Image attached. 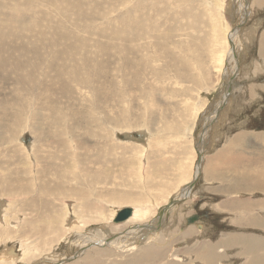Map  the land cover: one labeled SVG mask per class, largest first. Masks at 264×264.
Returning a JSON list of instances; mask_svg holds the SVG:
<instances>
[{"label":"rangeland","instance_id":"374dc122","mask_svg":"<svg viewBox=\"0 0 264 264\" xmlns=\"http://www.w3.org/2000/svg\"><path fill=\"white\" fill-rule=\"evenodd\" d=\"M244 131L264 135V0H0V264H161L170 207Z\"/></svg>","mask_w":264,"mask_h":264},{"label":"crops","instance_id":"0c3cea01","mask_svg":"<svg viewBox=\"0 0 264 264\" xmlns=\"http://www.w3.org/2000/svg\"><path fill=\"white\" fill-rule=\"evenodd\" d=\"M250 133L207 155L197 196L170 207L172 228H180L171 246L163 242L156 263L264 264V135Z\"/></svg>","mask_w":264,"mask_h":264},{"label":"bare ground","instance_id":"6f19581e","mask_svg":"<svg viewBox=\"0 0 264 264\" xmlns=\"http://www.w3.org/2000/svg\"><path fill=\"white\" fill-rule=\"evenodd\" d=\"M245 1V0H244ZM246 1H248V0H246ZM257 1V0H256ZM244 4V3H243ZM13 32V31H12ZM134 40V39H133ZM132 40V41H133ZM222 44V43H221ZM220 48V47H219ZM227 53V52H226ZM196 54V53H195ZM220 56H223V55H220ZM157 57V56H156ZM200 57V56H199ZM213 57V56H212ZM231 57H232V59H233V53L231 54ZM152 57H149V59H151ZM156 59H158V58H155V59H152V60H155L156 61ZM196 60V59H195ZM222 60V59H221ZM177 62H180L181 64H182V66L183 65H186V67L187 66H189V63H187L186 61H183L182 59H180V60H176ZM200 61V60H199ZM219 61V60H218ZM205 62V61H204ZM203 62V63H204ZM221 62V61H220ZM201 63V62H200ZM198 66V65H197ZM202 66V65H201ZM200 66V67H201ZM204 66V65H203ZM219 66V65H218ZM150 67V66H149ZM206 67H207V65H206ZM137 68V67H136ZM139 68V67H138ZM142 68V67H141ZM144 68V67H143ZM178 68V67H177ZM183 68H184V66H183ZM195 70V69H194ZM153 71L154 70H152V72H151V78H152V75H153ZM207 71V70H206ZM196 73V72H195ZM187 74H189V73H187ZM183 75V74H182ZM190 76L192 75V74H189ZM188 76V75H187ZM188 78V77H187ZM201 78V77H200ZM194 79V78H193ZM196 81H198V79L196 80ZM124 84H126V82L125 83H123V85ZM150 87V86H149ZM155 87V86H154ZM121 91V90H120ZM119 91V92H120ZM118 92V93H119ZM82 93V92H81ZM118 93H116V94H118ZM164 93V92H163ZM87 94V93H86ZM120 95V94H119ZM122 95V94H121ZM120 95V97L122 98V96ZM124 95V94H123ZM81 98H83V96L81 97ZM85 99V98H84ZM87 99H88V97H87ZM114 100H117V98L115 99H113V101ZM119 101V100H118ZM117 101V102H118ZM120 102H122L121 100H120ZM123 103V102H122ZM119 105H121V104H119ZM119 109V108H118ZM117 111V110H116ZM122 111H123V108H122ZM121 111V112H122ZM96 112V111H95ZM119 112V111H118ZM116 113V112H115ZM117 114V113H116ZM108 115V114H107ZM190 115V114H189ZM126 116V115H125ZM102 117H103V115H102ZM116 117V116H115ZM122 117V116H121ZM85 118V117H84ZM110 118V117H109ZM111 118H113V117H111ZM117 118V117H116ZM123 118V117H122ZM126 118V117H125ZM86 119V118H85ZM103 119V118H102ZM114 119V118H113ZM80 120V119H79ZM88 120H90V121H96V120H92V118H90L89 117V119ZM119 120V119H118ZM126 120V119H125ZM104 121V120H103ZM106 121V120H105ZM95 124H96V122H95ZM86 126H87V124H86ZM96 132H90V135H92V136H100V135H96L95 134ZM57 139V138H56ZM58 140V139H57ZM56 141V140H55ZM98 150H100V149H98ZM129 150V149H128ZM98 152V151H97ZM99 153H100V151H99ZM85 154H86V152H85ZM97 154V153H96ZM96 154H95V156H96ZM93 156V155H92ZM91 156V157H92ZM98 156V155H97ZM106 156V155H105ZM104 156V157H105ZM91 157H88L87 155H86V158L85 159H88V158H91ZM100 159H103V157L100 155V157H97L96 158V160L95 161H98L99 162V160ZM91 160H92V158H91ZM94 160V159H93ZM83 163V162H82ZM82 163H79V161L78 160H76L73 164H74V167H73V170H74V168L76 169V165L77 164H79L80 165V167L81 168H83L84 167V165L86 164V163H84L83 165H82ZM62 165V164H61ZM53 176V175H52ZM54 178H56L55 176H53ZM89 177H91V175L89 176ZM88 176H87V178H89ZM49 178V177H48ZM196 178V177H195ZM53 179V178H52ZM51 180V179H50ZM54 180V179H53ZM49 181V180H48ZM93 183V182H92ZM91 183V184H92ZM90 183H88V189H90V186L91 185H89ZM194 184V183H193ZM80 185L81 184H79L78 186L80 187ZM94 186V185H93ZM191 186V185H190ZM57 187L59 188V183H57ZM56 188V187H55ZM186 192V191H185ZM89 206H90V204L88 203V204H84L83 205V208H89ZM143 209V208H142ZM94 212H97V213H99V210H95ZM116 216V215H115ZM131 216H134L135 217V219H141L142 218V216H141V214H140V211H139V209H137V208H134V212H133V210H132V213H131V215L130 216H128V218H126V219H129ZM84 217H87V216H84ZM125 219V220H126ZM111 220V219H110ZM79 221V220H78ZM111 221H113V220H111ZM111 221H109L110 223H111ZM122 221L123 220H121L120 221V223H122ZM114 222V221H113ZM79 223H80V221H79ZM158 223V222H157ZM83 224V223H82ZM116 224H119V223H116ZM85 225V224H84ZM179 226V225H178ZM102 227V226H101ZM139 227V226H138ZM143 227V226H142ZM105 228H107V227H105ZM109 228V227H108ZM153 229H155V228H153ZM104 230V229H103ZM161 230V229H160ZM106 231V230H105ZM109 231V230H108ZM126 231H124V232H121V235H123V233H125ZM159 232V231H158ZM109 233V232H108ZM81 236V235H80ZM107 237H108V235H107ZM173 237V236H172ZM98 238V237H97ZM95 239V237L94 238H92V237H90V238H88V237H86L82 242H81V246H84L86 243V246L87 245H89V243L90 242H93V244H96L98 247H100V246H103V245H105V244H109V245H111V247H114V248H116V249H119V250H121V251H134L135 250V246H131L130 244H126V245H123V247H124V249H123V247H122V245L119 243V242H121V240L120 239H118L117 238V240L116 239H114V238H112L111 240L109 239V238H107L106 239V237L105 238H101V237H99V239ZM72 240V239H71ZM117 241H119V242H117ZM76 243V242H75ZM150 244V243H149ZM147 245V244H146ZM164 245V244H163ZM90 246V245H89ZM107 246V245H106ZM108 247V246H107ZM88 248V247H87ZM90 248V247H89ZM102 248V247H101ZM144 248V247H143ZM192 248V247H191ZM84 249V248H83ZM93 249V248H92ZM149 249H151V248H149ZM97 250V249H96ZM99 250H103V249H98L97 251H91V252H88L87 250V252H88V255L86 256V257H84V258H86V260L88 259L89 260V263L91 262V264H92V261H95V262H98L99 261V258H100V255L102 254V252L101 251H99ZM153 250V249H152ZM85 251V250H84ZM107 251H110V250H107ZM149 251V250H148ZM83 253V252H82ZM9 254H11V253H9ZM81 256V255H80ZM83 256V255H82ZM148 256V255H147ZM149 256H150V254H149ZM264 256V255H263ZM6 258V253H3L1 256H0V259H5ZM95 258H97V259H95ZM180 258V257H179ZM178 258V259H179ZM83 259V258H82ZM66 260V259H65ZM88 262V261H87ZM94 262V263H95ZM134 262H136V260L134 261ZM133 262V263H134ZM137 263V262H136ZM67 264V263H66ZM74 264H79V262H77V263H74ZM99 264V263H98Z\"/></svg>","mask_w":264,"mask_h":264},{"label":"water","instance_id":"95a60500","mask_svg":"<svg viewBox=\"0 0 264 264\" xmlns=\"http://www.w3.org/2000/svg\"><path fill=\"white\" fill-rule=\"evenodd\" d=\"M131 213H132V209L131 208H125V209H123L115 217V221L125 220L126 218H128V216L131 215Z\"/></svg>","mask_w":264,"mask_h":264}]
</instances>
